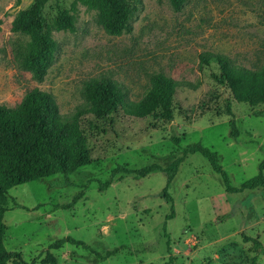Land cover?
<instances>
[{
    "label": "rangeland",
    "instance_id": "1",
    "mask_svg": "<svg viewBox=\"0 0 264 264\" xmlns=\"http://www.w3.org/2000/svg\"><path fill=\"white\" fill-rule=\"evenodd\" d=\"M32 1L0 0V105L13 107L35 88L51 94L59 113L67 115L81 102V83L99 76L119 84L130 101L140 99L153 74L181 85L172 98L170 121L120 112L102 120L83 118L89 164L8 190L4 249L34 264L47 253L55 264H264V185L224 193L198 154L179 164L166 189L171 202L163 197L161 172L138 180L124 174L110 179L116 166L165 167L197 142L216 153L230 186L257 173L264 154V106L236 103L210 78L217 65L209 61L199 68L198 56L219 54L237 66L261 67L264 0H186L177 10L167 0H137L131 31L119 36L106 35L81 0H48L44 33L56 50L41 81L19 66L28 38L10 30L15 15ZM57 9L73 16L74 32L56 30ZM228 112L235 139L229 135ZM172 137L178 138L176 145ZM78 192L81 198L72 207L59 208ZM65 236L84 242L94 254L70 245L49 249ZM244 237L259 243L254 259ZM115 248L106 259L95 255Z\"/></svg>",
    "mask_w": 264,
    "mask_h": 264
},
{
    "label": "trees",
    "instance_id": "2",
    "mask_svg": "<svg viewBox=\"0 0 264 264\" xmlns=\"http://www.w3.org/2000/svg\"><path fill=\"white\" fill-rule=\"evenodd\" d=\"M47 1L33 0L27 8L15 15L10 27L11 32L28 38V42L18 55L19 66L37 81L42 80L56 50L55 43L44 33L43 8ZM167 1L170 7L177 10L186 0ZM81 2L95 12L96 24L106 35L119 36L131 31L129 22L137 10V0H81ZM54 23L56 30L74 32V18L65 10L57 9ZM209 61H213L218 68V72L211 73L210 78L217 85L225 87L236 103L251 107L264 106V63L258 69L252 70L234 65L223 55L200 54L199 68L208 65ZM180 85V82L170 77L153 74L149 77L148 87L140 99L130 101L119 84L107 76H99L81 83L79 92L81 102L67 115L59 113L51 94L35 88L25 92L13 107L0 105V264H34L33 261L23 262L18 252L6 251L2 244L5 231L2 218L4 212L8 210L6 203L8 190L58 174L66 176L87 166L90 161L89 150L81 128V121L85 117L102 120L120 112L125 117L135 119L156 115L163 120H172V98ZM228 113L229 135L235 139L237 131L234 119L231 113ZM170 141L176 145L178 138L172 137ZM192 154H198L207 161L211 172L219 177L224 193L236 194L264 185V154L257 165V173L238 187H232L227 174L218 163L216 153L203 147L199 142L188 145L182 150L180 157L173 159L165 167L154 163L138 169L116 166L110 172V179L115 175L124 174L138 180L150 173L161 172L165 175L162 194L171 202L166 189L174 178L179 164L187 155ZM109 181L100 187H107ZM81 195L82 193L78 192L70 202L60 205L59 208L69 209ZM17 206L14 204L13 207ZM168 217L166 219H169ZM243 242H250L254 259L257 254L255 249L259 243L246 237L243 238ZM62 245L80 247L94 254L84 242L69 236L53 241L48 247L56 250ZM116 252L117 248L106 251L104 256L95 255L100 259H106ZM39 263L55 264V260L47 253Z\"/></svg>",
    "mask_w": 264,
    "mask_h": 264
}]
</instances>
